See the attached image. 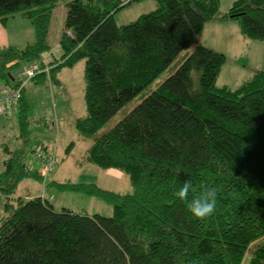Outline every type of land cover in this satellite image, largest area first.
<instances>
[{
  "label": "trees",
  "instance_id": "obj_1",
  "mask_svg": "<svg viewBox=\"0 0 264 264\" xmlns=\"http://www.w3.org/2000/svg\"><path fill=\"white\" fill-rule=\"evenodd\" d=\"M59 1L0 0L2 22L21 12L35 31L26 48L0 50L1 81L11 82L15 65L38 62L49 49L51 13ZM131 1L66 2L64 53L49 75L84 60L87 114L75 121L83 137L96 134L152 84L220 6L219 0H155L156 9L117 25L115 13ZM223 18L237 21L245 37L264 41V0H234ZM225 61L223 53L197 44L91 144L87 160L126 173L131 192L54 183L61 191L101 198L112 205L111 216L56 211L41 197L14 210L7 201L4 209L12 211L0 225V264H242L250 245L264 237V69L236 88L218 86ZM26 105L18 112L24 132ZM24 155L16 151L4 161L0 192L6 197L22 179H42ZM186 179L193 185L190 199L205 185L216 189V210L204 221L175 195ZM247 264H264V240Z\"/></svg>",
  "mask_w": 264,
  "mask_h": 264
},
{
  "label": "rangeland",
  "instance_id": "obj_2",
  "mask_svg": "<svg viewBox=\"0 0 264 264\" xmlns=\"http://www.w3.org/2000/svg\"><path fill=\"white\" fill-rule=\"evenodd\" d=\"M67 1H59L52 10L47 38V44L51 48H54L53 44L60 37L63 30L64 21L62 17L66 15ZM231 3L232 0H220L218 14L212 21L218 23L230 21L223 18V16ZM157 6L155 0H132L115 13L114 20L117 25H124L135 20L139 15L156 9ZM233 21L238 23L235 20ZM16 22H18V18H10L5 25L0 23L7 29L8 35L14 37V41L21 42L19 45L22 46L26 41H33V34L29 37H23L29 33L20 31ZM244 37L242 34V38L227 40V45H223L222 50L226 52V61L222 65L216 85H227L236 88L256 71L264 69V41ZM192 45L190 44L186 50L182 51L152 84L127 103L96 134L90 137H83L75 127L76 119L87 114L84 99V60L78 61L73 67H62L55 73L50 82L44 79L40 80L41 83L29 80L28 93L25 96L28 102L24 101L27 104L24 107L26 132L21 129L17 111L7 117L5 116L6 119L0 117V171L3 170L5 159L14 152L22 150V148L34 147L47 152L54 150L55 167L51 173L56 171L58 175L57 183L95 184L101 189L115 193L125 194L131 192L132 185L126 173L122 172L114 176L108 173L109 171L106 169L90 163L86 158L87 150L99 135L112 128L147 94L170 76L193 49ZM238 53L242 54L236 55ZM32 64L33 62L21 61L11 69V73L18 80L25 81V71ZM58 64L57 62L49 67L51 69L52 66ZM49 71L48 76H50ZM26 178L21 180L20 193L24 195L29 188L32 190L37 187L38 193L44 194V197L51 202L56 211L65 208L73 213L86 216L94 214L112 215V205L101 198L81 192L61 191L54 185V182L42 186L33 177ZM49 179L54 180L52 175ZM12 205L14 210L19 204L13 201ZM263 240L264 237L250 245L244 255L242 264L248 263L254 248Z\"/></svg>",
  "mask_w": 264,
  "mask_h": 264
},
{
  "label": "crops",
  "instance_id": "obj_3",
  "mask_svg": "<svg viewBox=\"0 0 264 264\" xmlns=\"http://www.w3.org/2000/svg\"><path fill=\"white\" fill-rule=\"evenodd\" d=\"M233 2H234V0H232V3ZM219 3H220V0H219ZM232 3H231V5H232ZM65 16L66 15H64L62 17L64 23H65ZM10 18H12V19L18 18V22H16V25L19 26V30L22 32L25 31V32L29 33V34L24 35L23 37H29V35L32 36V34H33V41H26L24 44H22V46L19 45L21 42L17 43V41H14L13 40L14 37L9 36L7 33V29L1 25V23L3 25H5ZM24 18H26V19H24ZM51 18H52V15H51ZM28 19L29 18L24 16L21 12H16V13H13V14L8 16V18L6 19L7 22H6V20L4 22H2L0 20V22H1L0 23V50H5V49L10 48V47H12L14 49L22 50V49L26 48L27 46H29L30 44L34 43L35 31H34V27L32 26L31 20H28ZM50 22H51V19H50ZM49 27H50V24H49ZM63 31H64V27H63V30L61 32V35H62ZM61 35H60V37H58L57 41L54 42V44H53L54 48H51V46H49V49L46 52H43L41 54V56L38 60V63L42 64L43 67L51 66L54 63H57V62L59 63L61 61V58H62L63 53H64L61 46H60ZM233 38L234 39L242 38V33H241V30H240L238 23L234 22L233 20H230V21H227L224 23H221V22L218 23V22L211 20V21L206 22V24L204 25V27L202 29V32L195 39V41L192 43L193 44L192 46L194 47L197 44H201V45H204L206 47H209L215 51L221 52L224 55H226V52H224V50H222V47L224 44L227 43L226 42L227 40H231ZM19 46H21V47H19ZM240 54H242V53H238L236 55H240ZM13 63H10V65ZM11 75H12L11 80H10L11 83L16 84L20 81L17 79V77L14 74L11 73ZM43 79L48 80V82H50V80H51L50 76L48 77V75L43 77ZM33 81H35V80H33ZM33 81H31V82H33ZM28 87H29V83L27 81V83H25V85H24L22 98H21L19 105L17 107V110H16L17 113L19 112L20 104L24 101H27L25 96L28 93ZM0 117L6 119L5 116H2V115H0ZM29 148H33V147H25V148H22V150H20V151H27ZM49 152H52V154L55 156L54 150H51ZM26 161H27V165L29 166L30 170H32L33 172H36L38 175L42 176L40 173L41 170H40V168L36 162H33L32 160H29V159H27ZM3 170H4V167H3ZM106 170L109 171L108 173L113 174L114 176L119 175V173H122V171L114 169V168H110V169H106ZM2 171H0V172H2ZM50 175H52L54 180L49 179ZM57 177H58V175H57L56 171H54V173L49 172L45 176H42V179H40L38 181L42 184V186H46L47 184L50 185V183H53V182L57 183ZM21 184H22V181L18 183V185L15 189V193L12 196L6 197L0 192V225L9 215L8 212H6L4 209V205L7 201L10 202V200H11V202H10L11 204L13 201H15V203L19 204V202H23V201H26L30 198H34V197H41L43 199H47L46 197H44V194L38 193L37 187L33 188L32 190H30V188H29L27 190V192L24 195H22L20 193V189H19L22 187ZM118 194H120V193L118 192Z\"/></svg>",
  "mask_w": 264,
  "mask_h": 264
},
{
  "label": "built area",
  "instance_id": "obj_4",
  "mask_svg": "<svg viewBox=\"0 0 264 264\" xmlns=\"http://www.w3.org/2000/svg\"><path fill=\"white\" fill-rule=\"evenodd\" d=\"M131 0H120V4L124 5ZM68 36L72 33L70 30L66 31ZM50 70V67H41L38 62H33L30 68L25 71V81H19L16 84L11 82H4L0 80V115H11L17 110L19 102L22 98L24 85L27 81L32 80L36 75ZM25 158L36 162L41 170V175L45 176L55 167V157L52 153L37 148H29L25 151Z\"/></svg>",
  "mask_w": 264,
  "mask_h": 264
},
{
  "label": "clouds",
  "instance_id": "obj_5",
  "mask_svg": "<svg viewBox=\"0 0 264 264\" xmlns=\"http://www.w3.org/2000/svg\"><path fill=\"white\" fill-rule=\"evenodd\" d=\"M192 188V181L186 179L175 195L181 202L187 204V208L193 217L197 220L204 221L213 215L216 210V189L205 185L199 195H194L190 199Z\"/></svg>",
  "mask_w": 264,
  "mask_h": 264
}]
</instances>
